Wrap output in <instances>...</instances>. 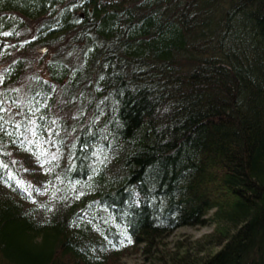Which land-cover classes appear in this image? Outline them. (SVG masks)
<instances>
[{
  "label": "trees",
  "instance_id": "16d2710c",
  "mask_svg": "<svg viewBox=\"0 0 264 264\" xmlns=\"http://www.w3.org/2000/svg\"><path fill=\"white\" fill-rule=\"evenodd\" d=\"M139 249L264 264V0H0V264Z\"/></svg>",
  "mask_w": 264,
  "mask_h": 264
},
{
  "label": "rangeland",
  "instance_id": "374dc122",
  "mask_svg": "<svg viewBox=\"0 0 264 264\" xmlns=\"http://www.w3.org/2000/svg\"><path fill=\"white\" fill-rule=\"evenodd\" d=\"M214 210L210 211V214ZM214 223L209 221L203 224H184L176 227L163 241L166 249L174 248L179 241L184 239H194L208 233L214 229ZM161 252L156 251L154 256L147 254L144 250L128 252L122 257L120 264H162Z\"/></svg>",
  "mask_w": 264,
  "mask_h": 264
},
{
  "label": "water",
  "instance_id": "95a60500",
  "mask_svg": "<svg viewBox=\"0 0 264 264\" xmlns=\"http://www.w3.org/2000/svg\"><path fill=\"white\" fill-rule=\"evenodd\" d=\"M44 50V49H43Z\"/></svg>",
  "mask_w": 264,
  "mask_h": 264
}]
</instances>
